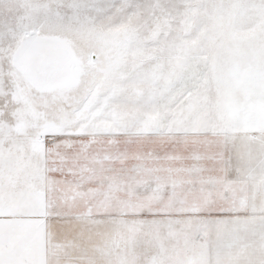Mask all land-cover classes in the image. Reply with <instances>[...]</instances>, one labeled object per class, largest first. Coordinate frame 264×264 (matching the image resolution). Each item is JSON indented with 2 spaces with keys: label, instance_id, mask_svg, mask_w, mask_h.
Returning <instances> with one entry per match:
<instances>
[{
  "label": "snow or ice",
  "instance_id": "1",
  "mask_svg": "<svg viewBox=\"0 0 264 264\" xmlns=\"http://www.w3.org/2000/svg\"><path fill=\"white\" fill-rule=\"evenodd\" d=\"M0 264H264V0H0Z\"/></svg>",
  "mask_w": 264,
  "mask_h": 264
}]
</instances>
